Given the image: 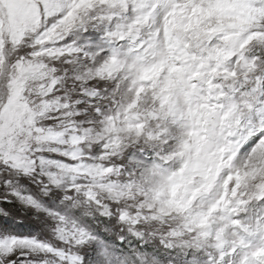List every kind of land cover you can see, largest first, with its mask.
<instances>
[{
    "label": "snow or ice",
    "instance_id": "1",
    "mask_svg": "<svg viewBox=\"0 0 264 264\" xmlns=\"http://www.w3.org/2000/svg\"><path fill=\"white\" fill-rule=\"evenodd\" d=\"M0 264H264V0H0Z\"/></svg>",
    "mask_w": 264,
    "mask_h": 264
},
{
    "label": "rangeland",
    "instance_id": "2",
    "mask_svg": "<svg viewBox=\"0 0 264 264\" xmlns=\"http://www.w3.org/2000/svg\"><path fill=\"white\" fill-rule=\"evenodd\" d=\"M14 234L17 235H29V234H34V233H30L28 229L26 228H20V229H13L12 230Z\"/></svg>",
    "mask_w": 264,
    "mask_h": 264
}]
</instances>
